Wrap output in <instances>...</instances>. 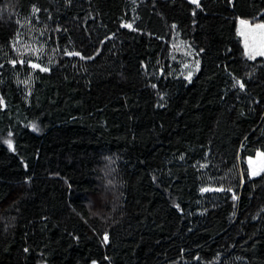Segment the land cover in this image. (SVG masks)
Wrapping results in <instances>:
<instances>
[{"label": "trees", "instance_id": "trees-1", "mask_svg": "<svg viewBox=\"0 0 264 264\" xmlns=\"http://www.w3.org/2000/svg\"><path fill=\"white\" fill-rule=\"evenodd\" d=\"M240 21L264 0H0V264H264Z\"/></svg>", "mask_w": 264, "mask_h": 264}, {"label": "rangeland", "instance_id": "rangeland-1", "mask_svg": "<svg viewBox=\"0 0 264 264\" xmlns=\"http://www.w3.org/2000/svg\"><path fill=\"white\" fill-rule=\"evenodd\" d=\"M196 1V0H195ZM239 34L242 37L244 49L249 56L264 55V24L259 21H240ZM198 65L196 64V67ZM192 67L187 68V72L182 74L187 79H190L193 75V70H189ZM186 71V69L184 70ZM190 71V72H189ZM260 153H264L263 150L258 149L253 156L247 157L248 172L251 176L252 173L261 172L264 169V156Z\"/></svg>", "mask_w": 264, "mask_h": 264}, {"label": "snow or ice", "instance_id": "snow-or-ice-1", "mask_svg": "<svg viewBox=\"0 0 264 264\" xmlns=\"http://www.w3.org/2000/svg\"><path fill=\"white\" fill-rule=\"evenodd\" d=\"M193 2H195V0H193ZM75 55H79V53H74ZM262 54H264V53H262ZM34 67H36L35 65H34ZM42 70H44V71H46L47 69H42ZM6 143H8V145H9V147L11 148L12 147V145H11V142L10 141H6ZM260 155L261 156H264V153H260ZM257 174H259L258 172H253L252 173V175H257ZM107 241V235H105V242Z\"/></svg>", "mask_w": 264, "mask_h": 264}]
</instances>
